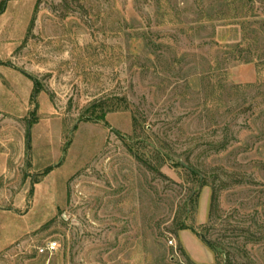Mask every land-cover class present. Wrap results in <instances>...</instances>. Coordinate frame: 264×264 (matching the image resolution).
Masks as SVG:
<instances>
[{
  "label": "rangeland",
  "instance_id": "obj_1",
  "mask_svg": "<svg viewBox=\"0 0 264 264\" xmlns=\"http://www.w3.org/2000/svg\"><path fill=\"white\" fill-rule=\"evenodd\" d=\"M177 221L264 264V0H0V264H189Z\"/></svg>",
  "mask_w": 264,
  "mask_h": 264
},
{
  "label": "trees",
  "instance_id": "obj_2",
  "mask_svg": "<svg viewBox=\"0 0 264 264\" xmlns=\"http://www.w3.org/2000/svg\"><path fill=\"white\" fill-rule=\"evenodd\" d=\"M242 64H250L251 59L250 57H239L238 59ZM36 92V91H35ZM34 98V96H33ZM173 161V160H172ZM174 166L181 167L185 171H187L189 174L193 175L198 179L197 183V188L188 196L187 201L183 205V212L186 215H189L192 212V209L195 208L194 210L197 211L198 209V201L200 197L201 190L205 187L208 186V183L203 175H200L202 171H199L194 167V165H191L188 161V159L185 161V164L182 163L180 160L175 161L172 163ZM198 168V167H197ZM216 195L213 194L211 197V205L210 208H213L216 205ZM190 205L191 208H187V206ZM208 217H209V223L208 226H212V222H214V218L212 217V210L209 209L208 212ZM211 224V225H210ZM208 226L203 225L202 231H199L195 229L192 226H188L185 224L184 221H177L175 222V228L173 229L172 233L173 235L177 238L178 233L183 231V230H189L193 234L196 235V237L208 248V250L213 254V257L215 259V264H235L236 257L234 256V253H231L230 247L224 246L220 241L218 240H212L208 238L207 230ZM228 248V249H227ZM232 250H236V248H233L231 246ZM182 256L186 259L189 264H195L191 261L189 256L185 253V251L181 248H179Z\"/></svg>",
  "mask_w": 264,
  "mask_h": 264
},
{
  "label": "crops",
  "instance_id": "obj_3",
  "mask_svg": "<svg viewBox=\"0 0 264 264\" xmlns=\"http://www.w3.org/2000/svg\"><path fill=\"white\" fill-rule=\"evenodd\" d=\"M231 77L235 83H239V84L253 83L255 81V78H256L255 67L251 64H245V65L237 66L232 70ZM207 201H208L207 197H206V200L204 202V199L201 196L200 207H199V221H198L199 225L204 224V222L206 220V216H207L206 211H207V203H208ZM204 209H205V212H204ZM177 241L180 243L183 250L189 256L191 261H192V258L195 259V256L192 254L191 251L188 252V250L186 248V245L188 246L189 241L194 243L198 247H201L204 250V248L201 246L199 239L196 237L195 234H193L189 230H183V231L179 232L178 236H177ZM211 256H212V258H214L212 253H211ZM192 262H194V261H192ZM212 263H213V261L208 263V264H212ZM195 264H202V263L197 262Z\"/></svg>",
  "mask_w": 264,
  "mask_h": 264
},
{
  "label": "built area",
  "instance_id": "obj_4",
  "mask_svg": "<svg viewBox=\"0 0 264 264\" xmlns=\"http://www.w3.org/2000/svg\"><path fill=\"white\" fill-rule=\"evenodd\" d=\"M169 244L172 245V241L169 242ZM55 243H50L45 249H42L41 252H44V251H53L55 250Z\"/></svg>",
  "mask_w": 264,
  "mask_h": 264
}]
</instances>
